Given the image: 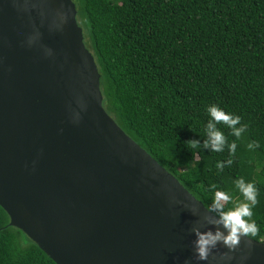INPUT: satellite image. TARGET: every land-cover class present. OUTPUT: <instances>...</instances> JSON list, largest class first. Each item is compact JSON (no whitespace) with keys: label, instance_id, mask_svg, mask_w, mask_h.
I'll list each match as a JSON object with an SVG mask.
<instances>
[{"label":"water","instance_id":"1","mask_svg":"<svg viewBox=\"0 0 264 264\" xmlns=\"http://www.w3.org/2000/svg\"><path fill=\"white\" fill-rule=\"evenodd\" d=\"M72 0H0V206L56 264H264L104 110Z\"/></svg>","mask_w":264,"mask_h":264},{"label":"trees","instance_id":"2","mask_svg":"<svg viewBox=\"0 0 264 264\" xmlns=\"http://www.w3.org/2000/svg\"><path fill=\"white\" fill-rule=\"evenodd\" d=\"M72 1L104 110L218 217L211 186L231 196L227 210L245 202L234 181L252 182L257 232L249 238L264 240V0ZM213 104L246 125L237 139L215 124L236 144L231 165L227 143L220 153L203 146ZM250 142L258 146L248 149ZM0 264H56L9 225L1 206Z\"/></svg>","mask_w":264,"mask_h":264},{"label":"clouds","instance_id":"3","mask_svg":"<svg viewBox=\"0 0 264 264\" xmlns=\"http://www.w3.org/2000/svg\"><path fill=\"white\" fill-rule=\"evenodd\" d=\"M209 116V121L206 123V135L207 140L204 141V147L210 148L213 152H223L224 146L227 143V149L229 158L226 159L228 165L232 164L230 158L235 153V142H228L222 131L218 130L215 126L216 123H222L226 125L230 130V135L235 138H240L241 134L245 131L246 125L240 123V117L226 113L215 104L206 108ZM215 122V123H214ZM234 125H238L234 127ZM187 145L191 149H196L197 144L195 141L187 142ZM258 145L255 142L247 144L248 149H254ZM216 169H221L222 165L220 161L215 163ZM234 187L243 197L245 202L239 200L225 208L226 204L231 203V196L220 190H216V186H211L212 195V208L219 211V224L226 229V234L217 230L216 232H205L201 234L196 232L197 239L195 241V251L199 259L203 260L207 257L209 249L214 247L217 242H222L229 249H233L237 244L241 236L249 237L255 236L257 232L256 224L251 217L253 215L252 208L257 203V189L252 182H245L243 178H238L234 181ZM259 241V240H257Z\"/></svg>","mask_w":264,"mask_h":264}]
</instances>
